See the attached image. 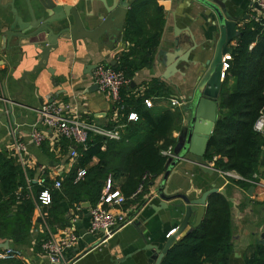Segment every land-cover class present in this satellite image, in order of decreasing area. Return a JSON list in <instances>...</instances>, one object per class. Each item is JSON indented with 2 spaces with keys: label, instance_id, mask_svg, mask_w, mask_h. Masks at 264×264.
<instances>
[{
  "label": "crops",
  "instance_id": "1",
  "mask_svg": "<svg viewBox=\"0 0 264 264\" xmlns=\"http://www.w3.org/2000/svg\"><path fill=\"white\" fill-rule=\"evenodd\" d=\"M8 1L10 0H0V3L6 5ZM126 1L128 11L123 27L125 29L129 20L134 30L133 40L124 38V30L111 47L90 39H78L73 46L69 39H60L57 48L48 56L47 65L36 67L33 72L31 71L37 62L39 51L35 45L38 40H43L45 35L22 40L11 38L5 41L3 34L12 21L13 14L9 6L0 5V96L6 94L8 98L16 97L15 102L11 103L13 121L8 123L6 117L0 115V150L6 149L10 153L11 137L8 126L12 123L18 136L26 142L25 170L33 181L40 179L43 183L45 179L51 181L59 179L72 169L78 155L73 143L48 134V128L41 122L36 110L42 104L55 101L68 105L63 111L68 117L91 121L102 127H106L110 122H116L118 119L110 96L93 86L95 83L92 76L93 69L101 64L113 66L118 62L120 51L129 50L131 47L143 51L146 50L148 46L146 43L149 42L155 44L153 60L150 65L134 72L129 80L130 88H134L130 93L142 92L152 80L161 79L170 87L169 96L149 98L151 100L149 107L156 113L169 109L179 116L180 120L172 131V136L177 141L180 128L188 118L184 107L190 101L189 97L195 89L198 75H201L206 68L202 63L210 60L214 54L219 36L215 15L209 8L195 0ZM57 2L75 6L85 28L88 29L94 28L102 20L103 15H106L100 0H57ZM107 2L110 3L111 0ZM14 3L21 19L28 20L29 16L23 1L14 0ZM224 4L227 12L238 18L237 30L260 12L251 0H225ZM70 22L71 19L68 18L65 24ZM58 27L59 24L54 23L53 31L56 32ZM174 41L181 46L176 47ZM234 43L235 38L229 42V46ZM141 44L144 46H139ZM170 53H173L176 61L180 60L176 64L177 70L164 79L162 74L166 68L165 60ZM25 71L30 72L22 77ZM171 97L183 98L184 103L172 107ZM5 105L6 101L0 99L1 113ZM33 130L47 132L48 137L42 144L35 145L28 141L29 134ZM71 148L76 150L75 157L70 155ZM96 161L97 158L94 157L91 164ZM261 165L257 180L251 185L253 186L251 195L247 194V189L238 187L227 177L220 175L213 165L215 171L208 174L193 161L184 159L176 162L169 171L168 182L165 184L167 193L176 189L183 193L193 188L196 192H191L190 197H194L214 185L225 188L227 195L235 199L238 212L231 204L230 254L227 264H246L245 258L253 253L255 247L258 244L264 245L259 242L264 237V163ZM162 174L148 181L140 194L124 196L120 206L112 209L115 213L122 212L124 219L130 216L132 218L123 225L117 223L107 237L99 231L93 233L87 231L90 219L88 209L91 205L84 208L77 203L79 207L76 209L74 208L76 203L70 206L66 201L60 202L64 224L55 225L51 230L48 228L52 233L69 228L79 234L80 237L74 247L66 253L68 261L72 264H147L151 251L145 247L156 245L158 249L161 248L168 237V231L176 230L184 214L183 207L171 204L177 203L176 199L168 200L167 207L159 210L153 209L160 201L159 197L153 196L145 203L146 197L159 187ZM114 184V189L121 192L120 181ZM37 216L34 206L31 228L24 244L17 245L9 237H0V252L11 248L21 253L18 257L6 260L22 257L26 264H48L47 257L41 251V243L38 242L39 234L45 231ZM194 219L195 213H192L189 225ZM189 225L174 242L188 231ZM5 242H7L6 248H4ZM38 243L39 247H37Z\"/></svg>",
  "mask_w": 264,
  "mask_h": 264
},
{
  "label": "trees",
  "instance_id": "2",
  "mask_svg": "<svg viewBox=\"0 0 264 264\" xmlns=\"http://www.w3.org/2000/svg\"><path fill=\"white\" fill-rule=\"evenodd\" d=\"M128 21L123 36L133 40L134 30ZM238 30L235 43L230 46L231 59L221 82L217 118L204 158L215 169L233 170L241 175L244 179H228L246 190L256 182L264 157V135L253 129V123L264 106V20H251ZM146 44L149 47L143 51L134 47L120 51L118 62L111 67L121 70L130 80L136 70L150 65L153 60L155 44ZM130 83L120 91L118 120L106 125L107 128L119 125V139L90 133L85 146L76 145V161L72 169L61 176L59 189L52 187L53 181L45 179L42 185L31 182L32 196H26V177L29 178L26 170L8 150H0V237H9L17 245L27 241L35 202L42 189L50 191L51 202L44 209L51 230L55 225L63 226L65 221L60 202L66 201L73 206L86 200L94 206L108 177L112 188L116 181H120V190L128 197L144 172L151 175L149 181L163 173L166 156L161 151L176 143L172 131L180 118L169 109L156 113L145 105L144 99L167 97L171 89L159 79L150 81L142 92L134 94L130 93L134 89L130 88ZM130 111L137 114L136 120H127ZM94 157L97 161L91 164ZM79 169H84L85 173L75 181ZM18 189L20 191L16 193ZM46 237L45 232L40 233L38 242ZM230 238L231 203L222 194L211 193L199 224L171 245L160 264H227ZM245 263L264 264V245L258 244L245 258ZM0 264L26 262L20 257L0 260Z\"/></svg>",
  "mask_w": 264,
  "mask_h": 264
},
{
  "label": "water",
  "instance_id": "3",
  "mask_svg": "<svg viewBox=\"0 0 264 264\" xmlns=\"http://www.w3.org/2000/svg\"><path fill=\"white\" fill-rule=\"evenodd\" d=\"M23 5L26 7L29 19L22 20L18 14L17 7L14 0H10L6 5L9 6L13 14L12 21L7 29L4 31L3 37L5 41L11 38L15 40H22L29 37H36L45 35L43 40H38L36 47L38 48V58L36 64L33 66L32 71L36 67L46 66L48 56L51 51L59 45V40H70L74 46L78 39H90L97 43L104 45H113L119 38L120 33L124 30V21L128 11V3L126 0H100L103 3V8L106 15H103L102 20L92 29L85 28L80 15L75 6L70 4H60L57 0H22ZM203 6L209 8L215 15L216 26L218 27V39L215 45L213 57L202 63L206 67L201 75L196 79L195 89L190 95V101L184 107L188 113L186 122L180 128L177 136V141L172 149V156H167L164 163V171L160 185L155 191L146 197L145 203L153 196L160 198L157 205L153 209L166 208L168 200H178L177 203H171L173 206L183 207L184 214L180 224L166 239L161 248L158 249L156 245H147L145 249L151 251L150 256L147 258V264H160L161 259L174 243L176 237L183 232L189 225V218L192 213H195L194 221L189 225L191 230L199 224L207 204V198L211 193L218 192L226 197V199L236 208L235 199L227 195L225 188H218L212 185L209 189L199 193V196L190 197L191 192H196L193 188L189 191L180 192L176 189L171 193H167L166 185L168 182V175L171 167L180 160H191L199 168L208 174H212L215 170L210 165L209 161L205 160L204 153L208 138L213 130L214 123L217 118V98L220 91L222 82V56L230 52L229 42L236 38L239 30L236 29L238 18L235 15H230L227 12L224 1L225 0H195ZM254 6L259 9L257 4ZM38 15V17H37ZM71 19L67 25L65 22ZM54 23H58L59 27L56 32L53 31ZM104 37V39H102ZM176 47L181 46L174 41ZM184 60V58H181ZM180 60V59H179ZM178 60V61H179ZM176 57L170 53L165 60V70L162 74L164 79H167L176 68ZM95 66V65H94ZM30 71L22 73L25 77ZM223 73H225L223 71ZM94 88L97 84L94 83ZM6 99L5 108L0 112L6 117L7 121H13V113L11 103L15 102L16 97ZM51 102V101H50ZM261 164L264 163V157L261 159ZM253 186L247 189V194L251 195ZM80 205L88 208L90 203L88 201L81 202ZM130 216L128 219L130 220ZM264 244L263 239L259 240ZM7 247V242L4 243V248Z\"/></svg>",
  "mask_w": 264,
  "mask_h": 264
},
{
  "label": "built area",
  "instance_id": "4",
  "mask_svg": "<svg viewBox=\"0 0 264 264\" xmlns=\"http://www.w3.org/2000/svg\"><path fill=\"white\" fill-rule=\"evenodd\" d=\"M253 4H257L259 7V14L253 17V21L259 22L264 20V0H251ZM231 59V53L228 52L222 56V73L221 78L223 79L224 73L229 66L228 61ZM93 80L97 84V88L102 92H107L110 96L113 105L115 106L114 112L117 115L119 109H121V89L128 84L129 79L124 76L121 70L112 68L111 66L96 65L92 72ZM264 92V88H263ZM0 99L6 101L4 96H0ZM144 103L147 107L151 106V100L149 98L144 99ZM184 103L183 98L171 97L170 104L172 107L180 106ZM68 108V105L63 103H57L51 101L42 104L36 111L39 114L41 122L48 128V134L51 136H56L60 138L67 139L71 143L76 145L85 146L86 141L90 133L99 134L110 139H119L118 126L114 128L102 127L91 121L79 120L76 118L68 117L64 114V110ZM137 114L134 111H130L127 114V120H136ZM10 123V121L8 122ZM253 129L264 135V106L259 111V115L253 123ZM8 132L11 137L10 153L14 159L20 164V166L25 170L27 165L26 157V142L22 140L16 129L13 127L12 123L8 126ZM46 131L33 130L29 134L28 141L35 145L42 144L48 137ZM172 146L167 147L162 150L161 153L164 156H172ZM71 157L76 156V150L74 148L70 149ZM210 165L212 164L209 162ZM220 175L227 178H232L234 180L244 179L241 175L233 170H219ZM85 173L84 169H79L76 174V180L81 178ZM151 175L144 172L137 183L135 190L132 192L131 196H136L140 194L146 183L149 181ZM256 177V174H253ZM31 182H37L38 185H42V180H35L26 177V188L28 193L26 196H32L31 193ZM52 187L59 189L61 187V179H54ZM20 191L18 189L16 193ZM124 201V195L117 189L112 188L110 178L106 179V183L102 189L98 201L94 206H90L88 209L89 214V226L87 231L90 233L99 231L104 236H108L112 228L117 224L122 225L130 222L128 218L124 219V214L122 212L115 213L112 209L117 208ZM51 202L50 191L48 188L42 189L38 195V201L35 202V209L38 213V218L40 219L43 230L48 234L47 237L41 242L40 247L42 253L47 257L48 264H72L66 258L67 251L71 250L79 239V234L74 232L72 229L64 228L58 233L50 232L48 225L46 223L47 211L44 207H47ZM78 204L74 205V208H78ZM41 229V228H40ZM175 229L168 231L167 236H169ZM105 239V237H103ZM103 240V239H102ZM21 253L17 250L11 248H6L0 252V260H6L11 257H18Z\"/></svg>",
  "mask_w": 264,
  "mask_h": 264
}]
</instances>
